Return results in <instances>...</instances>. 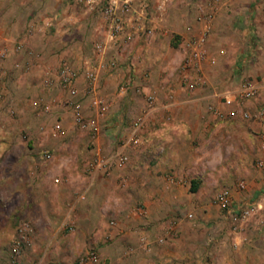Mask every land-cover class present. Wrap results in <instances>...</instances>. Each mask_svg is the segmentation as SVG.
<instances>
[{"label":"rangeland","instance_id":"1","mask_svg":"<svg viewBox=\"0 0 264 264\" xmlns=\"http://www.w3.org/2000/svg\"><path fill=\"white\" fill-rule=\"evenodd\" d=\"M158 3L159 0H152L150 5L149 15L154 20L151 35L107 51L105 56L114 57L119 66L128 69V76L115 83L110 92L97 94L96 89L95 96L101 98L105 106L101 113L92 107V95L86 94L87 83L82 76L77 80L79 92L76 97H70L58 79L65 62L79 75L86 63L95 65L94 44L104 35L100 11H88L79 0H0V145L6 146L0 154V264L7 261L9 254V264H14L17 256L13 245L19 240L18 230L22 227L26 230L20 257L25 250L36 247L38 256L34 257L35 261L43 264L63 262L59 251L65 244L67 248V235L84 215L82 209L74 210L76 215H71V221L68 220L67 213L72 209L78 184L88 180V169L96 157L112 156L123 144L140 148L133 140L126 139L140 136L143 129L147 131V122L151 123L161 114V110L153 108L166 97L162 87L174 89L182 86L185 90L187 86L196 92L209 89L213 94L217 93L215 98L218 101L222 91L239 89L247 81L256 80L264 85V0H167L161 13L156 8ZM68 16L75 20L69 23L65 20ZM46 18L57 19V22L52 21L48 25ZM87 21L90 23H85ZM31 25L34 26L32 31ZM253 30L257 31L256 35H261L256 38ZM181 32L185 33L184 36ZM201 37L206 38L201 48L208 60H202L185 73L182 67L189 57L186 42ZM117 53H130L131 57L134 56L133 65L127 59L120 62ZM234 58L238 64L231 65ZM231 67L235 70L227 79ZM126 81H129V88L121 96L119 85ZM182 93L186 95V91ZM149 95L152 96L151 104L147 99ZM218 99L222 102V98ZM77 102L81 104L80 112L86 119L94 117L97 120L95 130L85 131L76 124L74 105ZM263 102L264 88L255 98L241 101L238 105L236 102L229 108L236 121L232 127L235 138L230 139L228 146H222L221 137L218 143L209 140L203 145L208 160H218L222 157L221 151L225 156L232 149L230 163H236L238 168L237 161L243 160L241 170L236 168L229 173L232 182L228 188L234 204L264 199V192L252 197L246 195L247 187L240 194L233 189L241 180H254V175H264V168L257 165L258 161H264V117L257 116ZM188 109L179 107L177 114L191 117L210 114L220 122L227 111L217 107L215 102L209 103L205 109L199 106L197 110ZM243 111L250 116L244 117ZM145 116L143 128L141 126L133 133L134 122ZM218 132L221 133V128ZM238 150L242 154L235 152ZM205 156L200 155L202 158ZM121 170L98 178L101 182L113 184L108 189L112 196L110 204L104 205L106 210L102 211L106 219L111 213L119 218L140 208L147 209L142 203H131L128 194L132 188L135 198L137 192L144 190L142 177L145 173L134 174L131 177L134 181L125 185ZM215 175L216 186L205 188L203 194L207 197L204 202H198L201 197H189L186 195L188 192L181 188V193H177L178 201L159 205L162 209L153 205V212L157 214L160 211L158 214L162 216L159 220L162 233L169 225L174 226L169 236L176 234L179 228L187 231L200 227L204 230L200 244L208 251L204 250L196 257L204 264H214L221 259V249L225 250V246L233 242L230 225L224 220L221 209L212 203L213 195L227 187L222 181L227 172L219 168ZM61 183L68 190L58 192ZM37 184L43 188L41 191H55L52 204H39L36 212L31 209L39 215L48 208L52 218L47 222L31 218V211L24 212L30 210L31 205L19 202ZM189 214L192 218L188 217ZM110 219L118 224L115 217ZM46 227L49 232L52 230L47 240L44 234ZM255 227L253 217L245 223L244 233L250 236ZM209 238L212 242H208ZM49 245L54 252L44 259L42 253ZM90 251L96 252V249L90 248ZM84 255L72 258L71 263Z\"/></svg>","mask_w":264,"mask_h":264},{"label":"crops","instance_id":"2","mask_svg":"<svg viewBox=\"0 0 264 264\" xmlns=\"http://www.w3.org/2000/svg\"><path fill=\"white\" fill-rule=\"evenodd\" d=\"M226 3L227 2H225V4ZM46 19L45 22L48 25L50 22L52 24V21L57 22V19L54 18ZM65 20H68L69 23H71L75 18L68 16ZM85 23L90 22L87 21ZM253 33L256 38L261 35V33L256 35L257 31L255 30H253ZM184 34V32H181L182 36H184ZM223 52L224 51H222V53ZM117 57L120 62L123 59H127L133 65L134 56L131 57L130 53L127 55L118 54ZM207 60L206 56L203 62H207ZM119 64L117 68L112 71L105 68L100 72L96 82L97 94L110 92L115 83L120 82V80L128 76V69H123ZM233 64H238L235 58L231 65ZM234 70L235 69L231 67L227 72V79H230L228 77L230 74L234 73ZM252 82L263 85L256 80H252ZM133 83L135 82L133 81ZM161 90L166 93V97L162 101L159 100L158 106L153 108L161 110V114L154 117L151 123H149V121L147 122V131H144L143 129L140 136L127 137V139L124 138L126 141L129 139L133 140V142L139 144L140 148L138 147L137 149H134V146L123 144L119 148L123 147V150L126 149L124 154L127 157V161L121 164L113 163L108 172H104L103 170H93L91 164L90 169H88L90 174L88 180L78 184V192L76 193L72 209L67 213L68 220L71 221L70 218L76 215L74 210L79 211V209H82L84 212L82 214L84 215L83 218L80 217L79 220L76 218V220H78L77 226H75V228L67 235V248H65V244L64 249H61L60 251L58 249L63 258V262H60L59 264H72V258H76L80 254H87L90 248L96 249V264H160L161 262L166 263L168 260L171 261L172 264H204L203 261L196 258L202 251H208L207 247L203 248L201 245L202 239L204 238V230L200 227H192L187 231L179 228V230L177 229L176 234H174L175 236L168 235L163 245H154L149 252H146L141 248V237L147 236L148 238L154 239L162 234V226L159 223L162 216L159 215L160 211L158 212L159 214L154 213L153 208L155 205H158V207L162 209L159 205L178 201L177 193H181L182 189L185 190V192H188L186 195L189 197H201L200 200L202 201L199 200L198 202H204L207 197L203 194L205 188L209 187L210 189L216 186L215 173L219 168L220 170L227 172V176L223 177L222 180L224 183L226 182L227 187L221 188L212 197V203L217 209H220L215 198L221 190L227 189L231 191V189L228 188V185L232 182L229 173L235 171L237 168L236 163H230L231 152L234 149L228 150L225 156L223 151H221L222 157L218 160L215 158L208 160L205 156L206 153L204 151H206V149L203 145H206L205 143L209 140L218 143L220 140L219 137H221L222 146H228L230 139L235 138L232 127L236 125V121L229 113L230 109L234 107V104H227L223 99L232 98V94L237 88L236 90L234 88L222 91V93L218 95L222 98V102L218 99L219 97L217 98L218 101H216L215 95L217 96V93L213 94L209 89H203L202 91L198 90V92H196L197 90H193L191 87L187 88L186 86L184 90V88L180 86L175 87L174 89H171L170 87H162ZM182 91H186V95H184ZM181 93L183 98L181 97ZM194 93L197 94L192 95ZM177 96H179V98H177ZM213 102L216 103L217 107L227 110L224 112L225 114L220 119V122L217 121L218 118L215 115L212 116L210 114L207 116H199L196 114L192 117L190 115L186 116L177 114L179 107L189 108V111L191 109L197 110L198 106L205 109L209 103L213 104ZM145 118L146 116L143 118V122ZM173 119H182L189 125V131L185 138L174 144H162L150 137L151 131L154 128H157L161 121ZM220 128L221 133L218 132ZM93 139H95V143H97L98 140L95 138V135L93 136ZM121 139L122 137L119 140ZM194 142H197V146H195ZM95 150L98 151L99 149L96 148ZM235 152L238 155L242 154V151L240 150ZM202 154L205 156L204 158L200 157ZM243 163V160H240L239 163L237 161V166H239L237 169L241 170L240 168L244 165ZM259 168H264V166ZM119 169H122V175H120L124 178L125 185H130V182L134 181L132 179L134 174L138 172L145 173L142 177L145 185L142 187L144 190L141 188L142 190L137 192L138 194L135 195V198V192L132 188H130V192L127 193L131 196V203L134 201L142 203L147 209L140 208L137 209V211L130 212L132 213L131 217H129L130 213L125 216L121 215L119 218L115 213H111L109 214L110 217L106 219L104 214H102V211L106 210L104 205L110 204L112 196L109 195L110 190L108 189L111 188L110 186L113 184L110 185V183L104 182L103 180L101 182L98 178L99 175L111 176L112 171L114 172ZM191 174H194V176H191ZM262 175L263 174L259 175V177L254 175V180L239 181L233 187L235 193H242V191H237V185L240 183L248 188V193L246 195L253 197L260 194V192H264V175ZM192 181L197 182V189L194 192H191L190 190ZM60 187L61 189H59V187L57 189L58 192L59 190L62 192L63 189L68 190V187H66L64 183H61ZM42 189L43 188L39 187L37 184L29 195L23 196V198L19 200L21 203H29L31 205L30 210L24 212H29L31 209L36 212L37 205L39 204H52L55 191L51 190L50 192H45L41 191ZM113 192L115 193V191ZM115 197L113 198L115 199ZM261 200L262 210L254 217L256 226L254 231H251L252 233H250V236L245 232L246 234L244 233V235L246 236V241L242 243L239 242L238 237H234L233 242H229L228 245L225 246V250L221 249L223 253L222 257L214 264H264V254H262L264 252V245H262L264 243V199ZM64 201L69 203L67 199H64ZM35 212L31 211L29 213L30 217L33 219H45L47 222L52 218V213L48 208H46L45 211L40 212L39 215ZM111 216L117 219V225L113 219H110ZM109 219L111 220L110 222L113 223L112 225L108 223ZM48 230L49 228L46 227L44 233L46 235V240L52 235V230L50 232ZM51 244L52 243H50V245ZM50 245L46 247L42 253L44 259L51 257L54 252ZM35 249L36 247L25 250L22 257L18 256L14 258V261L20 262L21 264H33L37 262L34 257L38 256L36 255L38 254L36 253L38 248ZM32 250H34L35 253ZM8 257L10 258V254ZM9 258L4 264H9Z\"/></svg>","mask_w":264,"mask_h":264},{"label":"built area","instance_id":"3","mask_svg":"<svg viewBox=\"0 0 264 264\" xmlns=\"http://www.w3.org/2000/svg\"><path fill=\"white\" fill-rule=\"evenodd\" d=\"M88 11H100L103 18V37L94 44V54L96 55V63L94 66L89 63L83 67L80 75L79 73L69 64L63 63L59 73L58 79L62 88L67 91L70 97H76L79 90L77 87V80L79 76L87 83L86 94L92 95V107L96 112L104 111V103L101 98L95 96L96 82L99 77V73L105 68L112 71L117 68L118 63L114 57H106V53L110 49H117L122 44H128L131 41L140 38L141 36H149L153 33L154 25L153 18L149 15L150 5L152 0H79ZM167 0H159L156 6L157 11L160 13L164 10V6ZM34 26L31 25V31ZM205 37L192 39L186 42V47L189 50V57L185 61L182 70L186 71L196 64H200L204 60V50L201 48V44L204 42ZM185 75V74H184ZM129 88V81L121 83L119 85L118 93L123 96ZM264 88V85L247 81L239 89L232 94V98H224L227 104H236L244 100L255 98L259 91ZM227 94V93H226ZM149 103H153L152 96L147 97ZM74 108L76 109L75 122L85 131L95 130L97 120L93 118L86 119L80 112L81 104L75 103ZM244 117H249L248 112H242ZM257 116L264 117V102L260 106ZM143 119H138L133 124V133L142 126ZM57 128L60 126L57 125ZM123 148V147H122ZM117 151L114 155L109 157H96L92 164L93 170H103L108 172L110 166L113 163H124L127 161V157L123 153V149ZM259 167L264 166V161H258ZM245 185L240 183L237 185V191H243ZM216 202L221 211L223 212V218L230 225V233L234 237H238L239 242L246 241L244 235V225L251 218L255 217L262 210V200L249 201L244 200L242 203L234 204L232 192L230 190H221L216 195ZM192 218V215H188ZM111 224H113L111 222ZM26 230L25 227L19 228L18 234L20 235L19 240L13 245L14 253L18 257L20 256L21 249L24 242L23 232ZM174 230V226L169 225L164 229V233L157 236L154 239L148 238L147 236L141 237V248L149 252L152 250L154 245H163L166 241V237ZM208 242H212V239H208ZM235 245V244H234ZM97 255L94 251H90L84 256L80 257L74 264H96ZM14 264H21L20 262L14 261ZM33 264H42L37 261ZM160 264H170L169 262Z\"/></svg>","mask_w":264,"mask_h":264},{"label":"clouds","instance_id":"4","mask_svg":"<svg viewBox=\"0 0 264 264\" xmlns=\"http://www.w3.org/2000/svg\"><path fill=\"white\" fill-rule=\"evenodd\" d=\"M189 131V125L182 119L161 121L157 128H154L150 137L162 144H174L185 138ZM5 145H0V154L5 151Z\"/></svg>","mask_w":264,"mask_h":264},{"label":"trees","instance_id":"5","mask_svg":"<svg viewBox=\"0 0 264 264\" xmlns=\"http://www.w3.org/2000/svg\"><path fill=\"white\" fill-rule=\"evenodd\" d=\"M196 189H197V182L196 181H192L191 182V186H190L191 192H194Z\"/></svg>","mask_w":264,"mask_h":264}]
</instances>
